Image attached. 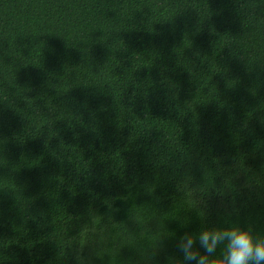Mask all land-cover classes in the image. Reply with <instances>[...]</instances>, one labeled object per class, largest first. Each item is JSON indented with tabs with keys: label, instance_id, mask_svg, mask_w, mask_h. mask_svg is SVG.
I'll return each mask as SVG.
<instances>
[{
	"label": "trees",
	"instance_id": "obj_1",
	"mask_svg": "<svg viewBox=\"0 0 264 264\" xmlns=\"http://www.w3.org/2000/svg\"><path fill=\"white\" fill-rule=\"evenodd\" d=\"M264 235V0H0V264H184Z\"/></svg>",
	"mask_w": 264,
	"mask_h": 264
},
{
	"label": "clouds",
	"instance_id": "obj_2",
	"mask_svg": "<svg viewBox=\"0 0 264 264\" xmlns=\"http://www.w3.org/2000/svg\"><path fill=\"white\" fill-rule=\"evenodd\" d=\"M184 264H264V235L252 224L210 227L176 244Z\"/></svg>",
	"mask_w": 264,
	"mask_h": 264
}]
</instances>
